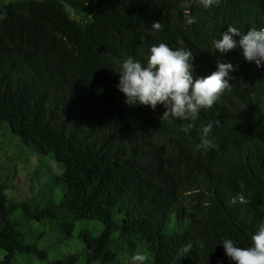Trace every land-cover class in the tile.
Returning <instances> with one entry per match:
<instances>
[{"label": "trees", "instance_id": "1", "mask_svg": "<svg viewBox=\"0 0 264 264\" xmlns=\"http://www.w3.org/2000/svg\"><path fill=\"white\" fill-rule=\"evenodd\" d=\"M9 0L0 5V128L42 168L23 200L0 175V264H234L222 240L250 245L264 222V68L212 47L228 26L264 28V0ZM163 24L153 32L154 23ZM165 43L193 54V80L237 67L195 121L160 120L164 105L125 104L123 61L146 64ZM214 123L217 147L195 149ZM193 123L184 133L182 125ZM50 158L53 173L42 163ZM243 192L250 200L241 204ZM90 222V223H86ZM78 226L73 237L75 227ZM52 240L47 247L43 243ZM75 238V239H74ZM74 252L61 256L57 248ZM192 247L185 252L184 247ZM56 258L47 261L48 251Z\"/></svg>", "mask_w": 264, "mask_h": 264}, {"label": "clouds", "instance_id": "2", "mask_svg": "<svg viewBox=\"0 0 264 264\" xmlns=\"http://www.w3.org/2000/svg\"><path fill=\"white\" fill-rule=\"evenodd\" d=\"M199 3L204 8L219 5L220 0H181L178 7L185 9L184 24L191 26L196 23V18L191 16L188 10L193 4ZM6 19V13L0 12V20ZM163 24L157 22L152 25V31L158 32ZM233 37H240L239 47L245 61L255 63L257 68H264V28L259 30L249 29L242 35L235 27L228 26L222 38L212 41V47L220 54L228 53L237 47V41ZM193 54L187 48L172 49L165 43H159L149 49L146 64L132 57L126 58L120 68L117 89L125 97L128 106H147L155 110L157 105H164L165 111L160 120L171 119L182 121H195L202 109L212 108L225 89L231 87L230 80L235 77L230 73L237 67L229 62H217V70L204 78L193 80ZM214 123L209 121L206 126H201L200 143L195 145L197 151L214 149L217 147L210 134ZM193 123H187L180 127V131L187 133L193 128ZM236 199L241 204H248L250 200L243 192ZM224 254L234 264H264V222L258 231L250 237V245L237 246L229 238L222 240ZM192 247L189 242L184 251L188 252ZM132 264H146L149 256L145 252L138 251L131 257Z\"/></svg>", "mask_w": 264, "mask_h": 264}, {"label": "rangeland", "instance_id": "3", "mask_svg": "<svg viewBox=\"0 0 264 264\" xmlns=\"http://www.w3.org/2000/svg\"><path fill=\"white\" fill-rule=\"evenodd\" d=\"M9 0H0V5L7 3ZM17 138L11 137L7 131L0 128V175L9 178L10 188L7 190L8 198L15 200H23L29 193V185L31 179H39L42 176V168L37 163L38 161L34 156L28 158L26 163L22 161L25 159V153L22 148L16 143ZM42 163L49 167L53 173H58V169L50 158H43ZM87 224L90 222H86ZM79 225L75 227L73 237ZM75 239V238H74ZM70 243L68 248H57L61 256L74 252L76 240ZM52 240L46 239L43 244L47 247ZM56 258L53 250L48 251L47 261ZM126 264V263H125Z\"/></svg>", "mask_w": 264, "mask_h": 264}]
</instances>
